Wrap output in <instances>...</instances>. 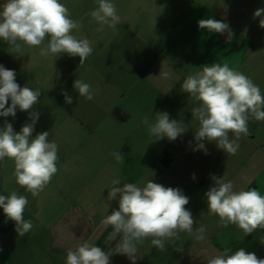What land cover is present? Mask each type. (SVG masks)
<instances>
[{"label":"rangeland","instance_id":"1","mask_svg":"<svg viewBox=\"0 0 264 264\" xmlns=\"http://www.w3.org/2000/svg\"><path fill=\"white\" fill-rule=\"evenodd\" d=\"M112 2L117 7L122 23L115 31L106 26L103 32L96 31L99 25L89 15V12L98 6L97 0H81L75 3L68 0L65 3L70 10L71 18L83 23L79 35L75 30L74 34L93 42L92 55L80 67L79 57L61 54L58 57L44 58L39 55V48L27 47L20 57L12 53L11 46L3 40L0 44V65L15 71L16 82L20 87L28 86L41 90L39 102L35 105L40 115L34 127L41 130L38 133L48 131V139L58 144L59 158L72 162V167L71 164L65 166L68 173L72 172L77 177L76 184H72L71 188L79 191L82 206L80 209L89 216L107 215L111 210H118V202L107 199L114 178L122 181L117 187H122L126 182L143 186L151 179L156 183L158 180L163 184L168 183L166 185L170 187L169 175L165 174L175 171L176 168L167 170L168 160L164 156V151L169 154V158L187 155L186 150L178 149L177 141H169L166 137L156 141L153 137L142 141L137 137L140 133L136 132L135 136L128 139L130 128L124 122L127 110L135 109L148 113L152 110H178L181 118L186 121L192 115V109L199 104L198 101L187 97L180 100L163 99L162 95L149 88L148 83L141 84L135 78L129 77L125 66L127 52L142 44L134 33L141 37L146 35L149 41L155 43L162 40L164 34L168 35V29H187L193 35L190 38L198 46L208 44L215 47L225 41L239 50L228 51L223 57L224 60L228 63L241 62L240 72L249 78L253 77L252 81L264 93V28L259 24L264 14L261 17H254L257 9L264 8V0H112ZM208 18L227 23L230 32L221 34L200 29L198 21ZM232 31L236 35H233ZM196 71L199 70L196 68ZM76 79L89 83L97 90L92 100L79 96L74 90L73 82ZM142 85L147 87V91L141 87ZM64 92L72 97L73 103H65L62 94ZM10 103L11 101L9 105ZM5 120L11 124L13 120V123L24 125L30 122V116L28 112L17 109L15 118L1 117L0 124H4ZM253 121L251 120L252 123ZM259 123L264 124V121ZM187 125L191 127V124ZM262 129L261 126L257 132L258 143L264 139ZM189 134L184 133L182 137L188 139ZM260 146L259 149L263 150L264 147ZM114 151H119L123 155L124 162L117 163L111 155ZM202 151L196 150V156ZM200 160L201 158L189 159L182 164L195 166L201 170ZM159 171H163V176H159ZM195 179L194 183L197 182ZM260 184L259 191H264V178ZM212 219L219 218L212 216ZM194 221V229L202 224L200 212H195ZM231 230L229 226L210 229L211 232L220 231L222 237L226 235L228 238L225 242L220 238L221 241L213 239L214 241L210 243L209 228L204 241H196L187 233H180V240L166 241L165 251L156 249L151 245V240L147 239L138 246L142 255L140 264H206L208 259L222 253L226 248H230L232 252L243 248L246 252L255 253L259 259H264V230L258 229L247 236H244L240 229H234L235 234L231 235L229 234ZM179 244H183L182 251H177ZM33 254L35 255L36 251L23 252L22 255L19 253L13 264L24 262L33 264ZM6 264H10L9 260H6Z\"/></svg>","mask_w":264,"mask_h":264},{"label":"clouds","instance_id":"2","mask_svg":"<svg viewBox=\"0 0 264 264\" xmlns=\"http://www.w3.org/2000/svg\"><path fill=\"white\" fill-rule=\"evenodd\" d=\"M97 5L89 12L99 25L96 31L103 32L106 26L117 30L122 20L116 5L112 0H97ZM262 14L264 8H259L254 17H261ZM259 24L264 28V18L260 19ZM198 26L211 33L230 32L227 23L212 18L199 20ZM82 27V21L72 19L69 8L60 0H5L0 5V40L10 45L12 53L20 57L25 47L39 48V55L44 58L61 54L79 57L80 67L94 51L92 41L74 34V30L79 32ZM200 69L189 74L182 84L183 92L199 102L192 109V116L199 122L194 133L196 148L193 151L204 150L207 154L204 141H208L214 142L223 152L235 155L241 137L251 135L249 122L264 121V93L248 76L230 68L227 63H213ZM159 76L167 79L170 73L160 72ZM73 88L87 100H92L97 92L81 79L73 82ZM62 94L65 103H73L67 92ZM40 96L39 88L20 87L15 71L0 65V117L15 118L17 109L28 112L30 116V122H26L19 132L14 131L7 120L0 127V163L5 162L6 158L13 162L16 183L34 198L57 174L60 159L58 144L49 141L48 131L33 137L40 115L35 105ZM142 122L154 140L166 137L169 141H175L188 130L182 121L170 120L167 112L156 113L154 122L147 117ZM111 155L117 163L124 162L119 151ZM192 179H195L194 174ZM211 179L215 186L205 193L207 214L219 218L218 227L235 225L244 236L258 229L264 230V195L258 189L236 191L233 182L224 176H212ZM121 182L119 178L112 180L107 197L109 201L118 202V210H112L102 220L103 225L112 229L105 244L119 238L114 250L105 251L87 242L80 243L67 250L65 264H110V257L114 253L125 255L132 264H136L138 246L147 239L160 251L166 250V241L180 240V233H187L196 241L206 239L207 226L200 224L193 228L194 218L185 207L190 198L181 189L165 187L152 179L143 186L126 182L122 187H117ZM28 203V198L16 191L0 195V208L6 220L15 222V231L21 237L33 228L32 221L25 220L23 215ZM182 246L179 244L177 251H182ZM206 264H264V259L243 248L235 252L226 248L208 259Z\"/></svg>","mask_w":264,"mask_h":264},{"label":"crops","instance_id":"3","mask_svg":"<svg viewBox=\"0 0 264 264\" xmlns=\"http://www.w3.org/2000/svg\"><path fill=\"white\" fill-rule=\"evenodd\" d=\"M67 1L60 0L64 5ZM73 1L75 3L81 0ZM4 2L5 0H0V5ZM76 8L75 5L74 9ZM190 33L187 29H168V35L164 34L163 39L155 43L149 41L146 35L141 37L134 33L135 36L140 38L142 44L127 52L125 66H127L129 77L135 78L141 84L148 83L149 88L162 95L163 99L180 100L187 97L195 101L188 93L183 92L182 84L189 74L197 72L196 68L201 70L200 67L204 65L227 63L230 68L240 71L239 65L241 62L228 63L223 58L228 51L237 52L238 47H231L225 41L215 47L208 44L198 46L190 38L193 36ZM231 33L236 35L233 31ZM76 34L79 35V32H76ZM178 42L179 44H177ZM1 43L2 40H0ZM192 57L195 59L193 60ZM160 72L170 73L169 78L165 79L163 76H159ZM150 76L151 78H148ZM250 79L252 80L253 77H250ZM141 87H144L143 89L147 91L145 85ZM158 112H167L170 120L182 121L185 125L187 123L191 124V127L187 125L188 130L185 132L190 133L188 139H185L186 137H182V135L178 137L180 139L175 140L178 149L180 151L186 150L187 155L182 157L179 155L177 157L170 156L169 158V154L164 151V156L168 160L167 170L176 168L175 171L165 174L166 176L169 175L170 187L181 188L184 195L190 198L185 207L191 211L193 218L196 211L200 212L202 224L209 228V243L213 239L228 241L227 236L222 237L220 231H210L212 228H218V220L212 219V216L215 215L207 214L208 207L205 193L210 187L215 186L214 181L211 179L212 176L218 178L224 176L226 180L233 182L236 191L248 190L249 188L259 190L260 182L264 178V149H259V145H261V148L264 147V139L258 143L257 132L261 126L264 129V124L257 123V121L249 122L251 135L241 137L239 140L240 147L235 155L218 149L214 142L204 141L207 154L203 150L196 156L197 153L193 151L196 148L194 133L196 127L199 126V122L195 117L191 115L184 121L178 110H152L148 113V111L134 109L125 112L124 122L130 128L128 139L135 136L134 133L139 132L140 134L137 137L140 140H150L152 136L142 121L147 117L150 122H154L155 115ZM3 125L0 124V127H3ZM12 125L16 132H19L23 126V124L13 123V120ZM40 131L35 129L33 137ZM230 138H232L231 134ZM259 154H262V156H259ZM158 155L160 156V154ZM194 158H201V170L195 166L189 167L182 164L183 161L195 160ZM70 164L72 167L71 161L60 158L57 174L44 191L34 198L16 183L13 175V162L6 158L5 162L0 163V195H9L12 191L25 195L29 203L23 214L24 219L31 220L33 223L30 232L22 237L18 236L15 231V222L6 220L3 209L0 208V264H6V260L13 264L19 253L22 255L23 252L28 251L31 253L36 251V254H33V264L34 262L35 264H65L67 250L84 242L101 247L105 251L114 250L119 238L105 244V240L112 229L111 226L102 224V220L108 214H111L112 210L107 215L97 214L95 216L86 215L81 211L79 191H74L71 188L72 184H76L77 177L72 172L68 173L67 167H65ZM162 173L163 171L158 172L160 177L163 176ZM193 174L195 180H197L195 183L192 179ZM158 183L169 187L166 185L168 183L163 184L159 180ZM260 192L264 195V191ZM229 227L232 229L229 234H235L233 230L238 228L235 225H229ZM137 257L136 261L140 264L142 255H140L139 249ZM110 264H131V261L125 255L114 253L110 257Z\"/></svg>","mask_w":264,"mask_h":264}]
</instances>
